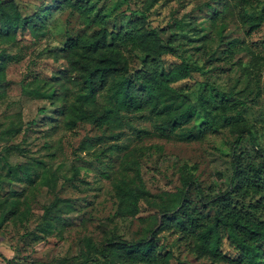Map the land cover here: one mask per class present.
Listing matches in <instances>:
<instances>
[{
  "label": "rangeland",
  "instance_id": "1",
  "mask_svg": "<svg viewBox=\"0 0 264 264\" xmlns=\"http://www.w3.org/2000/svg\"><path fill=\"white\" fill-rule=\"evenodd\" d=\"M63 1L17 0L32 27L15 39L0 35V264H78L91 251L87 239L102 258L110 240L152 237L162 253H173L170 264H232L201 255L195 238L179 239L164 221L183 196L204 215L215 214L187 182L212 196L221 183L217 173L232 176L231 145L238 138L255 162H264V24L247 34L264 0H71L89 4V18ZM142 14L177 52L149 58L148 65L161 71L185 60L192 69L191 78L174 86L198 113L165 136L157 126L168 117L149 107L102 127L74 115L85 91L63 51L66 41L115 25L122 33L113 42L135 72L146 57L137 38L146 28ZM231 92L236 101L224 97ZM110 103L105 88L87 105L99 114ZM187 105L179 98L174 108ZM110 144L115 147L103 153ZM121 187L146 190L137 215L122 213ZM240 200L238 208L264 222L260 195Z\"/></svg>",
  "mask_w": 264,
  "mask_h": 264
},
{
  "label": "trees",
  "instance_id": "2",
  "mask_svg": "<svg viewBox=\"0 0 264 264\" xmlns=\"http://www.w3.org/2000/svg\"><path fill=\"white\" fill-rule=\"evenodd\" d=\"M64 1L82 16L90 17L92 11L89 4ZM32 21V16L22 14L17 0H0V35L3 38L15 39L20 32L31 29ZM141 21L146 23V28L137 33V38L139 48L146 57L141 69L135 72L131 71L127 57L113 42L122 33L115 25L112 30L104 26L89 37L73 36L66 41L63 51L72 58L71 65L78 68V78L85 91L78 97L74 115L82 120L91 119L96 126L102 127L121 121L124 112H141L149 107L152 112L160 111L168 117L164 124L157 126L159 134L165 136L191 123L198 113L189 97L174 86L191 78L192 69L185 60L168 70L151 68L148 65L149 58H159L163 54L177 55V52L172 46L164 44L157 27L148 21L146 14H142ZM263 24L264 12L248 26L247 34L250 35ZM4 69L5 64H0V78L4 77ZM105 88L110 92V106L96 114L87 103ZM224 97L236 101L232 92ZM179 98L188 103L185 110L174 108ZM247 134L250 135L249 131ZM242 140L243 137L238 138L231 145L232 176L224 171L217 173L221 183L212 190V196L207 195L196 182H187L190 186L195 184L201 203L204 207L214 209L215 214L211 217L204 215L183 196L170 209L172 213L165 216L164 223L168 229L180 234L179 239L195 238V248L201 255H210L217 261L232 264H264V222L258 220L249 209L238 208V201L243 203L240 199L251 194L264 199V162H255L252 151L249 148L242 149ZM113 147L115 144L106 146L103 153L110 152ZM3 182L0 172V189ZM145 193L144 188L121 187L122 213L137 215L140 211L139 202ZM235 198L238 200L234 201ZM55 205L54 202L46 211L49 220L55 219L51 214ZM6 219L5 216L4 221ZM90 242L87 239L91 251L84 254V260L78 264H126L127 261L135 264H170L173 256L171 251L165 254L161 252L155 237L138 242L110 240L100 250L102 258L96 256V247L91 246ZM226 242L236 252V258L227 253L224 247ZM60 264H68V261L62 260ZM178 264L184 263L178 259Z\"/></svg>",
  "mask_w": 264,
  "mask_h": 264
}]
</instances>
